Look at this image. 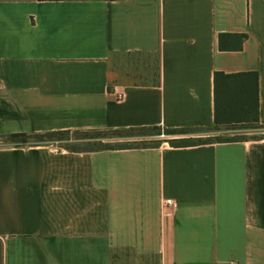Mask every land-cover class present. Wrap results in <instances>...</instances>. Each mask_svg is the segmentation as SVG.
<instances>
[{
    "label": "crops",
    "instance_id": "1",
    "mask_svg": "<svg viewBox=\"0 0 264 264\" xmlns=\"http://www.w3.org/2000/svg\"><path fill=\"white\" fill-rule=\"evenodd\" d=\"M223 33L247 38L222 49ZM131 54L156 63L153 80H112V57ZM253 71L264 129V0H0V139L234 123L216 73ZM0 264H264V136L0 142Z\"/></svg>",
    "mask_w": 264,
    "mask_h": 264
},
{
    "label": "trees",
    "instance_id": "2",
    "mask_svg": "<svg viewBox=\"0 0 264 264\" xmlns=\"http://www.w3.org/2000/svg\"><path fill=\"white\" fill-rule=\"evenodd\" d=\"M40 1H54V0H40ZM225 38H232L234 45L226 46L224 44ZM247 38L246 33H223L220 35V46L222 49H241L244 41ZM216 86L220 81L228 82L230 85L229 95L235 98L233 105L235 109L234 122L253 124V127L259 126V75L257 72H241L226 74L223 72L216 73ZM258 125V126H257ZM219 126V120H216L214 126L209 127H163L159 125L131 127L124 129H109L99 131H54L38 134L18 133L11 134L6 137L10 140L20 137H32L34 135H61L71 134L84 135L90 139H99L100 142H88L85 145L68 146L67 149L71 151H101V150H118V149H132V148H150L159 147L164 142H168L173 147H188L200 144H207L213 142H231L240 141L234 137H221L214 139L212 137L199 136L200 132L216 130ZM115 134H118L114 138ZM160 135L165 138H151ZM260 138V137H259ZM105 139V140H104ZM257 139V138H255ZM9 140V141H10ZM43 142V140H39ZM23 142L21 144H26Z\"/></svg>",
    "mask_w": 264,
    "mask_h": 264
},
{
    "label": "rangeland",
    "instance_id": "3",
    "mask_svg": "<svg viewBox=\"0 0 264 264\" xmlns=\"http://www.w3.org/2000/svg\"><path fill=\"white\" fill-rule=\"evenodd\" d=\"M112 62V80L123 83H147L153 80V73L156 69V63L153 60H148L145 57H141L137 54H131L127 56H113ZM253 124L249 123H237L232 122L228 124L219 125L216 130H210L206 132H200L199 136L217 138L234 137L239 139H255L264 136V129L260 127H253ZM258 126V125H257ZM114 135V134H113ZM116 138L118 134L114 135ZM166 136L160 135L151 138H165ZM8 137L0 139L2 143H14L21 144L23 142H55L62 147L74 145H85L88 142H100L98 139H90L84 135L61 134V135H34L28 138H15L13 141ZM105 140V139H104ZM168 143V142H164ZM169 144V143H168ZM170 145V144H169Z\"/></svg>",
    "mask_w": 264,
    "mask_h": 264
},
{
    "label": "built area",
    "instance_id": "4",
    "mask_svg": "<svg viewBox=\"0 0 264 264\" xmlns=\"http://www.w3.org/2000/svg\"><path fill=\"white\" fill-rule=\"evenodd\" d=\"M118 97H119V98H123V97H124V93L119 92V93H118ZM167 205H168V206H171V205H173V202H172L171 200H169V201H167Z\"/></svg>",
    "mask_w": 264,
    "mask_h": 264
}]
</instances>
